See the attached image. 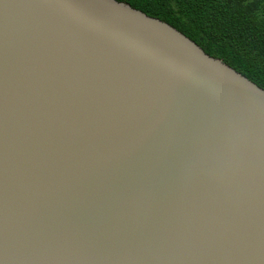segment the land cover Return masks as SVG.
Wrapping results in <instances>:
<instances>
[{"label":"water","instance_id":"95a60500","mask_svg":"<svg viewBox=\"0 0 264 264\" xmlns=\"http://www.w3.org/2000/svg\"><path fill=\"white\" fill-rule=\"evenodd\" d=\"M0 264H264V89L119 0H0Z\"/></svg>","mask_w":264,"mask_h":264},{"label":"trees","instance_id":"16d2710c","mask_svg":"<svg viewBox=\"0 0 264 264\" xmlns=\"http://www.w3.org/2000/svg\"><path fill=\"white\" fill-rule=\"evenodd\" d=\"M160 18L264 89V0H119Z\"/></svg>","mask_w":264,"mask_h":264}]
</instances>
